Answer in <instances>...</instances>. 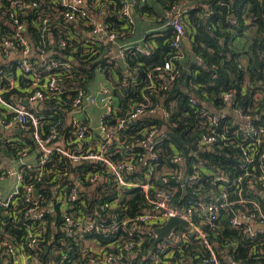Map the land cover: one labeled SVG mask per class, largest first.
Masks as SVG:
<instances>
[{
    "label": "trees",
    "instance_id": "16d2710c",
    "mask_svg": "<svg viewBox=\"0 0 264 264\" xmlns=\"http://www.w3.org/2000/svg\"><path fill=\"white\" fill-rule=\"evenodd\" d=\"M26 1L38 3L33 13L21 16V18H27L28 37L35 49L46 51L49 59L70 61L73 72L84 75L83 78L72 79L71 83L74 85L82 84L83 80V84L92 85L96 74L101 71L113 87L117 112L113 115L110 126L114 127L121 117L129 119L127 126L120 133L121 138L126 139L128 148L124 149L123 153L113 155V160H131L133 158L131 155L137 152L142 154L146 151L148 138L153 130L158 136L154 143V150L159 151V158L149 160L147 165L138 166L124 173L127 181L140 184L149 183L151 185L149 193L144 192L141 186H132L123 190L114 187L112 182H109L107 190L100 199H93V201L87 199L88 206L85 211L88 212L96 204L101 211V205L117 201L120 207H114L118 212L120 223L148 212L151 209L148 194L150 197L154 196L157 188L162 185L159 177L161 170L175 167L173 159L180 154L186 160L185 165L190 174L195 171L197 162L205 163L204 168L201 167L198 171L199 179L193 184L194 187L201 185L204 195L205 190L214 187L213 175L207 174V169L226 175L232 180L242 176L241 183L227 187L226 191L233 203L220 211L214 226L205 222L204 216L201 215L203 212L194 213V219L197 225L207 232L224 264H229L224 258L226 254L222 253L225 249L234 260L243 264H264V233L250 238L245 232V226L234 228L231 223L235 215L240 212L247 213V209L252 206L251 203L242 204L237 201V193L240 190L245 199L260 201L264 210V198L262 197L264 194L261 195L258 191V188L264 191V185H262L264 181L260 179L264 173V160L260 158L264 148V137L262 145H251L253 141L249 143L244 141L241 134L233 133L239 127V123L232 115H229L217 124V130L224 138L216 144V147L199 146L200 138L208 133L207 127H209L202 123L200 109L204 104H208L220 111L224 107L223 94L228 92L235 96L237 106L256 109L255 112L251 111L252 114L257 115L254 124L264 125V0H189L192 6L180 17L186 27L191 50L185 48L183 44L182 58L178 57V50L172 47L174 32L170 26L158 32H148L144 29L146 23L166 22L168 18L165 17V13L179 4L181 0H133L136 14L134 24H128L121 18L122 0H106L104 21L109 25L108 31L116 34L117 42L124 45L138 32L143 37L139 44L142 46L148 44L152 49L151 54L146 55L133 49L135 45H127L125 59H122L126 68L120 64L119 57L109 56L99 61L106 47L100 48L98 44L88 42L91 50L86 49L88 44H84V39L80 36L86 35L87 28L82 22L79 24L66 22L63 14L68 7L58 4L57 0ZM0 2L4 6L9 4V0H0ZM45 18H49V25L43 30ZM232 21L235 23L233 24ZM11 32L9 22L6 25L0 17V38ZM61 39L73 40V43L63 49L59 44ZM187 50L191 52V55L187 54L184 58ZM193 54L197 55L196 61L193 60ZM168 60H171L178 69L175 80L169 83L166 89L151 93L152 88L149 86L150 82L147 77L152 74L156 81H164L158 77L157 68H163ZM126 70L128 73H125ZM31 83V78L24 79L21 89H12L5 93V97L11 99L16 95H25L22 89L29 88ZM259 92L263 94V98L256 102L255 95ZM145 96H149L151 101L161 103L169 115L165 116L162 112H157L155 114L145 113L136 119L130 118L129 111L133 110L137 104L145 102ZM192 97L199 100L196 108L190 103ZM49 100L52 103L55 101L52 97H49ZM43 113L46 116L45 131L48 132L60 121L61 123L55 127L63 135L70 136L71 131L66 124L63 109L48 107ZM24 134L21 143L11 144L5 143L0 133V150L6 155L13 156L17 155L18 150L26 144L30 148V154H33L36 151L34 141L26 136L28 133ZM244 152H248L253 158L252 163H247L248 166L245 168L242 166L246 163L245 159L249 154ZM152 162L157 165L155 168L149 165ZM69 165L72 167L67 157L55 155L46 167L53 175H56L60 169L69 167ZM77 169L83 172L85 165L78 166ZM94 171L98 172V170ZM31 175L35 173L27 175L26 179L29 180ZM250 180H257V188H252ZM39 187L42 188L40 183ZM49 187L51 189L43 190L46 198H50L55 189L54 186ZM56 211L57 206L54 207V215L48 216V227L43 241V260L50 257L60 260L61 256L55 254V251L60 249L67 251L72 260H80L81 252L90 240L102 248L106 247L109 252H116L120 250V246L115 242L124 236L128 238V233L123 227L116 234L93 231L83 234L73 243L72 247H68L59 239L63 236L62 231L59 229L57 233L52 231L54 222H62L60 213L55 215ZM2 219L5 218L0 213V234L3 232ZM99 222L106 224L107 220L101 216ZM132 223L128 221L126 227L131 226ZM183 230L187 234V241L177 243L176 246L170 248L172 259L180 261L183 258L190 261L188 264H201L203 257L207 255L206 248L192 227L183 228ZM10 231L18 240L25 235L21 229ZM151 244L152 242L147 237L143 248L136 251L127 264H149L155 255V250H150Z\"/></svg>",
    "mask_w": 264,
    "mask_h": 264
},
{
    "label": "built area",
    "instance_id": "2783aa9c",
    "mask_svg": "<svg viewBox=\"0 0 264 264\" xmlns=\"http://www.w3.org/2000/svg\"><path fill=\"white\" fill-rule=\"evenodd\" d=\"M105 1L57 0V3L68 7V10L63 14L66 22L74 24L82 22L87 28L86 35L80 36L84 39V44H88V42L96 43L100 48H103L108 47L109 44H118L116 34L108 31L109 25L104 21L107 7ZM122 1L121 18L128 24H134L136 14L133 0ZM182 1L190 2L189 0ZM37 7L38 3L26 0H9L7 6L0 5V17L9 19V26L13 32H11L12 35L6 33L0 38V131H9L15 124H18L20 136H7L3 138L5 143H21L24 133H28L26 136L32 138L35 147L41 151L35 163L28 162L26 157L30 154V148L24 142L25 145L18 150L17 155H13L19 161L18 169L14 170L7 167L0 176L13 178L16 182V189L9 192H4L0 184V213L5 218L2 219L3 232L0 234V264H127L133 254L143 248L147 237L151 242L158 237L155 228L162 226L172 217L184 219L188 222L189 228L192 227L195 230L198 239L207 250V255L203 257L201 264H224L207 232L197 225L194 213L203 212L206 214L205 216L201 213L205 222L214 226L220 211L233 203L229 199L230 195L226 191L227 187L241 183L242 176L232 180L226 175L217 174L213 170L207 169V174L213 175L214 187L205 190L204 195L201 191V185L194 187L193 184L199 179L198 171L201 167L204 168L205 163L197 162L195 171L190 174L185 165L186 160L178 154L173 159L175 167L161 170L159 177L162 185L157 188L154 196L150 197L148 194V201L151 205L148 212L120 223L118 212L114 207H120L117 201L106 202L101 205V211H99L97 204L94 206L96 209L91 208L88 212L85 211L88 206L87 199L90 201L100 199L107 190L109 182H112L114 187L123 190L132 186H141L144 192L149 193L151 188L149 183L140 184L127 181L124 173L134 170L138 166L147 165L149 160L159 158V151L154 150V143L158 136L153 130L148 138L149 143L146 151H143L142 154L137 152L135 155H131L133 157L131 160H113V155L123 153V150L128 148L126 139L123 140L120 133L127 126L129 119L121 117L114 127L110 126L111 120L114 118L113 115L117 112L113 87L107 83L96 89L89 84H83L84 80L81 82L82 84L74 85L71 80L83 78L84 75L73 72L70 61L49 59L46 51L34 48L27 33V18H21V16L33 13ZM182 12L180 3L166 12L167 25L174 32L172 47L178 50L179 58L183 57L181 48L187 36L186 27L180 17ZM48 22L49 18H45L43 30L47 29ZM232 23L234 24L235 21H232ZM72 43L73 40L61 39L59 44L61 48L66 49ZM118 46L120 57L125 59L128 46L125 44H119ZM90 47L88 44L86 49L91 50ZM133 49L146 55H150L152 52L148 44L145 46L138 44ZM12 53H17L22 57L14 69L6 67ZM157 70L159 71L158 77L164 81H156L154 76L149 74L147 79L150 82L149 86L152 88L151 93L166 89L178 74V69L171 60L166 61L163 68L158 67ZM26 78H31L32 83L29 88L22 89L25 95H16L15 98L11 97V99L5 97V93L8 91L21 89L22 82ZM87 86L92 89V95L89 96L90 104L100 106L103 109L100 120V130L103 138L90 144L91 139L94 140V135L91 134L89 122L82 121L79 117L73 115L81 107L84 108ZM18 97L29 99L31 102H41L50 108L60 107L63 109L64 114H71L73 118L71 127L74 128L76 133L73 141L66 140V145L73 146V149L55 146V143L63 135L55 127L61 123L60 121L53 125L48 132L45 131V113L25 106L18 100ZM49 97L55 99L54 103L49 100ZM262 98L263 94L260 92L255 95L256 102ZM145 100V102L137 104L133 107V110L129 111L130 118L136 119L145 113L155 114L157 112H162L165 116L169 115V112H165L161 103L151 101L149 96H145ZM190 103L196 108L199 100L192 97ZM223 103L224 107L220 111L215 110L208 104H204L200 109L202 123L205 126L209 125V127H207L208 133L200 138L199 146L215 148L216 144L224 138L217 130V124L221 122V119L229 116V114L223 113V109L226 108L230 109V115L239 123V127L233 133L241 134L243 140L248 141V143L253 141L251 145H262L264 125L256 126L254 120L257 115L251 112H255L256 109L237 106L235 96L230 92L223 94ZM222 126L224 127V125ZM78 144L81 147H78ZM244 153L249 154L248 152ZM55 155L67 157L72 167L69 165V167L62 168L56 175H53L47 169L46 164L51 162ZM260 158L264 160V148ZM252 161L253 158L249 154V156H246V163L242 167H247V163H252ZM81 165H85L83 172H79L77 169ZM149 165L152 168L157 166L153 162ZM94 170H98V172ZM31 173H35V175L29 176V180L26 179V176ZM45 176L48 177L45 178ZM33 179L35 180L33 181ZM260 179L264 181V173ZM39 183L42 188L39 187ZM54 183L55 185H53ZM249 183L252 188H257V180H250ZM79 185L82 186V189ZM49 186H54L55 189L52 196L46 198L43 190L51 189ZM36 189L39 190L37 195L34 194ZM258 191L259 194H264L262 189L258 188ZM237 194L239 203H251L252 206L247 209V213L240 212L235 215L231 220L232 226L234 228L245 226V232L250 238L263 234L264 228L261 225H264V210L262 204L256 199H245L241 190ZM195 196L197 198H194ZM55 206H57L55 215H58L59 212L62 222H54L52 231L55 233L58 229L62 231L63 236L59 239L68 247H72L73 243L79 240L83 234L93 231L103 234H116L123 227L128 233V238L122 236V239L120 238L118 242H115L119 243L120 246V250L116 252H109L106 247L102 248L95 242H90V240L82 250L80 260H72L71 255H68V252L63 249L55 251L56 255L61 256L60 260L52 257L43 260V241L48 227V216L54 215ZM101 216L107 220L106 224L99 222ZM128 221L133 223L131 226L126 227ZM8 223L10 225L7 226ZM183 228L185 227L175 228L173 230L174 236L163 238L155 245V255L149 264L190 263V261L183 258L180 261L172 259L173 255L170 248L176 246L177 243L187 241L188 237ZM18 229L25 232L21 240L16 239L10 231ZM222 253L226 254L224 258L229 264H243L234 260L226 249Z\"/></svg>",
    "mask_w": 264,
    "mask_h": 264
},
{
    "label": "crops",
    "instance_id": "0c3cea01",
    "mask_svg": "<svg viewBox=\"0 0 264 264\" xmlns=\"http://www.w3.org/2000/svg\"><path fill=\"white\" fill-rule=\"evenodd\" d=\"M180 4L182 7V11H183L182 13L183 14L187 13L188 8L192 6V3L185 2L182 0H181ZM165 17H167L166 13H165ZM183 17L185 18V15H183ZM2 20H4V23L6 25H8V19L2 17ZM142 27H143V23H142ZM167 27H168V25H167V21H166V22L157 23V24L146 23L144 26V29H146L148 32H158L161 30H165ZM188 37H189L188 35L185 37L184 47L185 48L187 47L189 50H191V42H190ZM142 38L143 37H141L140 34L137 32L136 35L131 37V39L128 40L127 42H125V44L128 46L138 45ZM187 39H188V41H187ZM113 46H115V45H113ZM113 46L106 47L109 49V51H108V53H106V55L103 57V59H105L109 56L119 57L120 59H122L120 57V55H117ZM187 54L191 55V52H189L187 50V53L185 52V54H184V58H186ZM101 57H102V55H101ZM21 59H22V57L19 54L12 53V55H10V57H9V61L6 63V67L14 69V67L18 64V61ZM120 64H122L125 67L124 60H122L120 62ZM98 73H99V80L100 81L97 83L94 81L91 85L93 88H96V89H99L101 86L108 83V80L106 79L104 74L101 71H98ZM125 73H128V71L126 70ZM90 107L91 108H89L88 111L86 110L87 106H84V108L81 107L83 109L80 108L73 113V115L76 117H79V115H83L82 117H79V118L82 121L89 122V125L91 127V131H92L91 134L94 135V140L92 141V139H91L89 144L94 143L96 141H99L100 139L103 138L102 137L103 134L101 133V130H100V120H101V115L103 113V109L100 106H95V105H91ZM38 111L43 112L44 109L41 108ZM88 112H91V113L94 112L93 117H91ZM223 113H227L229 115L231 114L229 108L223 109ZM65 118H66V124H67L68 128H70V131H71L70 135L71 136L68 137L67 136L68 134L62 135L60 137V139L55 143V146L65 148V149H67V148L73 149V146L66 145V140L73 141L75 138L74 135H75L76 131L74 130L73 127H71V124H73V121H72L73 118H72L71 114H69V113L65 114ZM19 129H20L19 125L15 124L12 127V129H10L9 131L3 130V131H0V133H2L3 138H6L7 136H11V135L20 136ZM78 147H81V146L78 144ZM40 153H41V151L38 148H36V151H34L33 154H29L26 157V160L30 163H35L38 160V156L40 155ZM19 165L20 164H19V161L17 160V158H14L13 156L6 155L0 150V176L3 173V170L5 171L7 167H10L14 170H17ZM15 183L16 182L13 178H7L6 176L0 177V184H1L4 192L13 191L14 189H16Z\"/></svg>",
    "mask_w": 264,
    "mask_h": 264
},
{
    "label": "water",
    "instance_id": "95a60500",
    "mask_svg": "<svg viewBox=\"0 0 264 264\" xmlns=\"http://www.w3.org/2000/svg\"><path fill=\"white\" fill-rule=\"evenodd\" d=\"M188 41V39H187ZM109 49L108 48H105L103 53H102V57L100 58V61L103 59V57L106 55V53H108ZM193 60L196 61L197 60V55L196 54H193ZM87 89V95L84 99V106H90V102H89V96L92 95V89L87 86L86 87ZM18 100L21 101V103H23L25 106H28L30 107L32 110H36L38 111L39 109H48V106L42 104L41 102H38V101H35V102H31L29 99H23L21 97H18ZM82 109V108H81ZM79 187L82 189V186L79 185ZM39 192L38 189H36L34 191V194L37 195ZM264 198V195L262 196ZM185 227V228H189V225H188V222L185 221L184 219H181V218H178V217H172L170 218L165 224H163L162 226H159V227H156L155 228V231L157 232L158 234V237H156L152 244H151V247H150V250H153L155 245L160 241L162 240L163 238H166V237H171V236H174L173 235V230L177 227ZM261 227L264 228V225H261Z\"/></svg>",
    "mask_w": 264,
    "mask_h": 264
},
{
    "label": "rangeland",
    "instance_id": "374dc122",
    "mask_svg": "<svg viewBox=\"0 0 264 264\" xmlns=\"http://www.w3.org/2000/svg\"><path fill=\"white\" fill-rule=\"evenodd\" d=\"M118 45H119V43H118V44H115V46H113L114 49H115V51H116V53H117V55H119V52H120V49H119V46H118ZM118 60H120V62L122 61V59H120V58H119ZM93 80H94L96 83L100 81V80H99V73L96 74V76H95V78H94ZM94 81H93V82H94ZM89 108H91V107H90V106L87 107L86 110L88 111ZM88 113H89V115H90L91 117H93L94 112H92V113H91V112H88ZM82 116H83V115H79V117H82Z\"/></svg>",
    "mask_w": 264,
    "mask_h": 264
}]
</instances>
